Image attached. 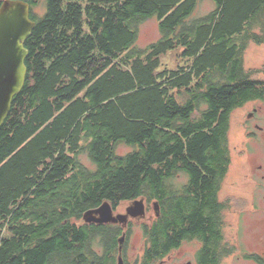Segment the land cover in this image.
I'll use <instances>...</instances> for the list:
<instances>
[{"label": "trees", "instance_id": "trees-1", "mask_svg": "<svg viewBox=\"0 0 264 264\" xmlns=\"http://www.w3.org/2000/svg\"><path fill=\"white\" fill-rule=\"evenodd\" d=\"M26 1V83L0 128V264H116L121 227L82 220L104 201L159 202L141 264L182 245V212L185 236L206 234L216 201L221 238L232 112L261 94L264 65L246 68L244 54L264 43V0H211L202 16L201 0ZM151 17L161 37L135 47ZM176 48L192 61L160 69ZM182 173L185 199L170 184Z\"/></svg>", "mask_w": 264, "mask_h": 264}, {"label": "rangeland", "instance_id": "rangeland-1", "mask_svg": "<svg viewBox=\"0 0 264 264\" xmlns=\"http://www.w3.org/2000/svg\"><path fill=\"white\" fill-rule=\"evenodd\" d=\"M215 8V4L211 0H201L196 8L195 15L202 16L212 11ZM34 10L38 14H42L45 10V4L40 2ZM161 37V31L159 28V22L156 17H151L142 22L139 29V37L135 43V47L144 48L149 44L157 41ZM162 64L160 69H178L181 66L188 65L192 58L183 56L180 54L179 49L169 50L161 55ZM244 62L246 68H258L264 65V43L257 44L254 42L249 43L245 54ZM258 77H264L263 73H256ZM246 109L238 108L232 114V128L229 135V145L232 150V164L230 165L229 172L222 181L221 190L219 196L221 199L229 202L234 201L232 207H229L225 215V231L231 244L234 245V253L231 257L224 260L222 264H249L244 258V249L248 250L253 248L259 239L260 220L258 219V213L252 203V194L255 190V182L249 175L250 166L253 164V160L256 156L251 158L241 151L242 143L244 142L245 133L243 127H241ZM237 147V148H236ZM117 150L121 154H125L132 150V148L126 144H120ZM244 154V155H243ZM84 162L92 166L91 161L87 156L83 158ZM252 160V161H250ZM188 181V177L185 174H179L170 184L173 189H178L184 182ZM250 201V202H249ZM128 202H124L119 208L125 212ZM148 206L147 217L133 220L135 224L131 229L129 240L127 242V248L125 255L129 264H141L142 256L147 244V239L144 233V226L147 225L144 222H148L153 213L152 204ZM129 205V204H128ZM127 205V206H128ZM256 211H255V210ZM103 245L96 238L92 247L97 252H103ZM118 251H116V258ZM189 256V255H188ZM164 261H157L154 264H183L187 260V256L182 254V246L180 249L173 251L169 256L163 259Z\"/></svg>", "mask_w": 264, "mask_h": 264}, {"label": "flooded vegetation", "instance_id": "flooded-vegetation-1", "mask_svg": "<svg viewBox=\"0 0 264 264\" xmlns=\"http://www.w3.org/2000/svg\"><path fill=\"white\" fill-rule=\"evenodd\" d=\"M258 73L264 74V72H258ZM253 80L259 82L258 84L261 94L251 95L250 97H248L247 100H245V102L242 105L236 107L233 110V112L238 108L246 109L244 121L241 125V127H243L244 129L246 139L241 144L242 147L240 148V150L244 151V154L247 155V157L249 158H251L252 156H256V158L253 160V164L250 166L249 175L252 178V180L255 182V190L253 191L252 194V203L255 209L257 210L258 219L260 220L261 223L260 231L258 233L259 235L258 242L253 248L248 250L244 249V254L242 255L243 256L242 258H244L249 264H264V77L255 78ZM231 128H230V132H231ZM186 185L187 182H184L182 184V197L184 199L187 197ZM218 199H220L224 203L221 213L223 217L222 232L220 234L221 238H219L218 223H217L218 220L217 201L215 204L216 208L214 207V209H211V214L214 219V222H212V226L210 225L211 229H208L206 234H203L202 231L198 228V232L195 233L194 236L193 235L185 236L187 229L191 230L193 228L192 226L193 223L191 220L187 219L185 213L182 212V245L181 246H182V254L187 256V260L183 264H222L224 260H226L227 258L233 255L234 245L231 244V241L229 240L225 231V227H226L225 215L227 209L233 206L234 201L229 202L228 199L227 200H224L225 198L221 199L220 196L218 197ZM155 202L156 201H153L152 204L153 213L149 215L151 216L150 219L148 220L149 224H152L154 220L159 216L156 213ZM183 204L185 205L186 203H184L183 201ZM127 205L125 207H127ZM148 206L151 207V204L145 198L146 217L148 213ZM114 211L116 213H122L123 210L121 211L120 208H117L114 209ZM133 220H136V218L129 217V220L125 225L123 223H99V224L116 225L118 227H121V229L123 230L122 231L123 233H121L118 238V248H117L118 254H119V245H120L119 240L123 234H125L124 247L127 248V242L129 240L128 238L130 236L131 229L135 224ZM144 223L148 224L147 222ZM181 246L172 250L171 253L175 250L180 249ZM92 249L96 251V249H94L93 247ZM171 253H169L167 256H169ZM123 255H124V248H123ZM163 259H161V261H164Z\"/></svg>", "mask_w": 264, "mask_h": 264}, {"label": "water", "instance_id": "water-1", "mask_svg": "<svg viewBox=\"0 0 264 264\" xmlns=\"http://www.w3.org/2000/svg\"><path fill=\"white\" fill-rule=\"evenodd\" d=\"M31 5L26 0H2L0 5V128L8 117L13 99L18 95L27 78L26 58L29 54L25 42L32 35L36 21L30 17ZM157 215L160 204L155 202ZM129 217H146L145 197L131 200L124 213H116L109 201L88 209L82 220L86 223H123ZM116 264H127L123 255L125 234L119 240Z\"/></svg>", "mask_w": 264, "mask_h": 264}]
</instances>
